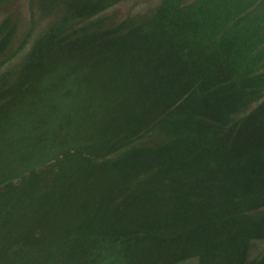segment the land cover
Wrapping results in <instances>:
<instances>
[{
    "label": "trees",
    "instance_id": "16d2710c",
    "mask_svg": "<svg viewBox=\"0 0 264 264\" xmlns=\"http://www.w3.org/2000/svg\"><path fill=\"white\" fill-rule=\"evenodd\" d=\"M27 2L0 22V134L32 132L0 148V248L264 264V0H161L114 24L117 0Z\"/></svg>",
    "mask_w": 264,
    "mask_h": 264
},
{
    "label": "rangeland",
    "instance_id": "374dc122",
    "mask_svg": "<svg viewBox=\"0 0 264 264\" xmlns=\"http://www.w3.org/2000/svg\"><path fill=\"white\" fill-rule=\"evenodd\" d=\"M28 0H0V22L9 14L16 15L21 13L23 16L28 15ZM186 1H193V0H186ZM161 0H117V2L108 8L104 15L108 21L107 24H114L127 16L130 15H148L152 14L158 5L160 4ZM21 35L20 33L18 34ZM18 37V36H17ZM78 75L83 74L82 72H77ZM70 91L74 89L69 87ZM52 91H49L46 94V99L49 100L53 105V100L50 97ZM69 100L67 99V104ZM30 119H27V123H31L33 128H35V124H37V128L40 131L42 126L49 125L51 120L52 111L46 114H43L42 110L36 109L30 112ZM42 117V118H41ZM24 122V121H23ZM26 122V121H25ZM23 129L29 130L27 127L24 126ZM32 134V132H28ZM30 134H24L23 137L20 136V133L12 134L9 139V144L7 147V136L1 132L0 134V148H7L6 153L11 154L14 152V146L18 143L17 141L22 140V138L30 137ZM36 134V132H35ZM14 136V137H13ZM45 136L40 139L41 144L43 142H47L48 144L52 143L51 137ZM46 148L44 149V152ZM51 153H54V150L51 149ZM51 223V222H49ZM50 228V227H49ZM73 243L69 245H62L60 248L53 246L50 250L48 248H42L38 250L34 248V243H30V245L22 248H16L15 250H7L0 248V264H66L69 257V252L72 249ZM264 248V240L261 243L254 245L252 251L253 254H257L259 251L262 252Z\"/></svg>",
    "mask_w": 264,
    "mask_h": 264
}]
</instances>
